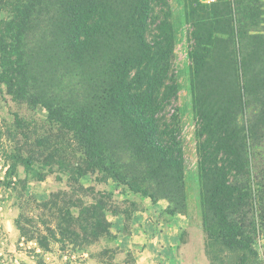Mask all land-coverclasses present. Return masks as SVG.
Wrapping results in <instances>:
<instances>
[{"label": "trees", "instance_id": "obj_1", "mask_svg": "<svg viewBox=\"0 0 264 264\" xmlns=\"http://www.w3.org/2000/svg\"><path fill=\"white\" fill-rule=\"evenodd\" d=\"M243 3L237 1L233 14ZM149 5L150 0H55L56 51L45 56L37 77L45 71L58 82L77 81L55 94L54 104L29 91L25 97L67 116L92 169L152 201L166 199L165 211L174 215L186 205L178 120L172 114L173 122L160 125L157 117L175 92L163 63L172 36L163 21L157 49L146 41ZM190 10L195 47L189 54V84L199 139L202 229L207 246L221 243L255 255L252 244L264 231V36L249 32L254 31L250 18L242 12L237 24L230 19L225 29L220 21L230 10ZM12 51L17 80L27 82L35 63L24 61V48L13 46ZM66 215L57 223L59 234L86 239V221Z\"/></svg>", "mask_w": 264, "mask_h": 264}, {"label": "rangeland", "instance_id": "obj_2", "mask_svg": "<svg viewBox=\"0 0 264 264\" xmlns=\"http://www.w3.org/2000/svg\"><path fill=\"white\" fill-rule=\"evenodd\" d=\"M237 1L150 0L144 36L156 50L159 25H169L172 42L163 63L175 86L157 117L161 125L173 122L172 114L177 116L184 158L186 205L183 213L170 215L166 199L155 200H162L163 208L153 207L150 198L92 169L67 116L59 117L34 97H25L29 91L37 100L54 104L55 94L65 93L77 81L58 82L45 71L37 77L45 56L56 51L51 21L55 0H0V264H264V231L252 244L255 255L221 243L207 246L199 202V139L189 84V54L195 47L190 7L230 10L227 22L220 21L225 29L230 19L237 24L242 12L254 24L248 25L254 30L249 32L264 36V0L238 4L235 15ZM224 45L219 43L220 48ZM13 46L24 48L23 58L30 66L35 63L27 82L17 80L13 71ZM90 206L95 209L86 211ZM68 213L86 221V239L82 234H59L57 223ZM72 225L81 232L77 222Z\"/></svg>", "mask_w": 264, "mask_h": 264}, {"label": "crops", "instance_id": "obj_3", "mask_svg": "<svg viewBox=\"0 0 264 264\" xmlns=\"http://www.w3.org/2000/svg\"><path fill=\"white\" fill-rule=\"evenodd\" d=\"M152 205H153V207H159V209H161V208H163V207L165 206V204L162 202V200L154 201V202L152 203ZM130 236H131V235H129V236L124 240V244H125L126 242H128L129 239H131ZM125 246H126V247H129V245L127 246L126 244H125ZM144 251H145V249H143L141 252L143 253Z\"/></svg>", "mask_w": 264, "mask_h": 264}, {"label": "built area", "instance_id": "obj_4", "mask_svg": "<svg viewBox=\"0 0 264 264\" xmlns=\"http://www.w3.org/2000/svg\"><path fill=\"white\" fill-rule=\"evenodd\" d=\"M201 2H205V3H209V2H212V1H215V0H199Z\"/></svg>", "mask_w": 264, "mask_h": 264}]
</instances>
